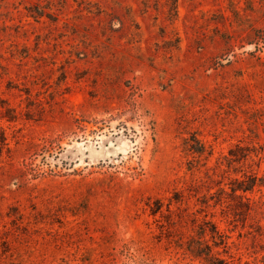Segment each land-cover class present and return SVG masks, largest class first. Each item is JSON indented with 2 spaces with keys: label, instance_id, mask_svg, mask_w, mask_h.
<instances>
[{
  "label": "rangeland",
  "instance_id": "rangeland-1",
  "mask_svg": "<svg viewBox=\"0 0 264 264\" xmlns=\"http://www.w3.org/2000/svg\"><path fill=\"white\" fill-rule=\"evenodd\" d=\"M201 227L264 264V0H0V264H207Z\"/></svg>",
  "mask_w": 264,
  "mask_h": 264
},
{
  "label": "trees",
  "instance_id": "trees-1",
  "mask_svg": "<svg viewBox=\"0 0 264 264\" xmlns=\"http://www.w3.org/2000/svg\"><path fill=\"white\" fill-rule=\"evenodd\" d=\"M192 141L194 143H197V140L195 139H192ZM194 151L200 152L201 148H195ZM43 165H45V163ZM236 183H237L236 184L237 187L234 189V191L240 190L243 192L250 191L256 185L254 178L251 180V182L248 185L243 184V182L241 181ZM206 223L207 222H205V224ZM215 234H217L215 230L211 228L210 230L209 229L207 230L206 227L205 228L201 227L199 236L196 237L195 239H191L186 242V246H185L186 251H188L193 257L199 258L204 262H206L207 264H226V261L224 259L219 258L217 254L213 252V247L219 245L218 242L216 241ZM206 235H210V240L212 244H209L208 240L205 239Z\"/></svg>",
  "mask_w": 264,
  "mask_h": 264
}]
</instances>
